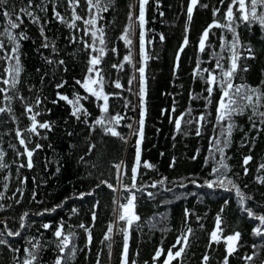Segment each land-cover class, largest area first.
<instances>
[{
	"label": "trees",
	"instance_id": "obj_1",
	"mask_svg": "<svg viewBox=\"0 0 264 264\" xmlns=\"http://www.w3.org/2000/svg\"><path fill=\"white\" fill-rule=\"evenodd\" d=\"M228 2L225 0L222 5L220 0H200V4L208 7L198 4L189 25L187 7L190 0H149L145 17L148 60L144 62L138 23L130 32L131 45L120 39L132 23L129 13H133V20L138 16L139 0H111L108 10L100 13L95 9L90 13L87 0H79L75 5L70 0H32L31 10L39 17V23L22 16L23 23L13 30L14 35L22 32L26 39L19 40L18 54L23 70L16 88L8 91L13 97L10 105L0 93V107L10 106L12 109L11 113H0V151L4 153L3 162L8 165L0 169V194L3 195L0 205L4 206L0 211V231L6 224L8 230L21 232L20 236L13 237L5 233L3 238L8 241V246L0 245V264H17L14 257L22 260L24 249L31 247L29 240L41 246L36 264H55L59 249L54 233L61 225L64 234L70 237V249H74V255L69 249L65 250L67 264H97L98 259L99 264H121L124 243L121 228L125 225L116 221L113 210L116 208L114 200L124 203L123 198L128 193L120 190L113 165H123L128 172L123 183L130 184V169L134 165L138 139L133 131L139 127L141 111L137 95L141 66L145 68L146 81L141 160L154 167L139 168L136 184L142 191L133 189L135 212L140 219L127 230L129 264H163L167 250L187 228L193 230L188 247L182 261H173V264H202L205 254L209 256L208 264H223L227 255L224 238L237 231L241 234L238 249L227 257L228 264H261L264 261V237L253 234L259 221L249 218L242 210L234 189L227 191L218 186H206L207 181L216 179L212 175L213 169L221 160L217 148L223 147V162L228 165L227 179H231L246 197H251L245 200L247 208L256 215H264V182L257 179L264 180V170L259 168L264 164V124L259 117H253L260 131L253 128L249 119L252 116L250 108H245L243 114H234L231 120L218 122L217 107L222 93L218 84L206 82L209 73L204 71L210 70L219 76L216 60L220 56L224 57L221 60L224 68H228L230 53L222 48V37L231 41L232 33L212 28L205 51H199L202 32L214 19L222 20ZM27 4L28 0H9L6 10L14 5L18 12ZM214 8L220 9L215 17ZM55 13H59L60 18ZM74 13L84 19L95 16L97 24L89 27L83 20H75ZM6 24V19L0 15V33ZM70 24L76 27H69ZM97 28L104 31L105 44L97 42L96 47L104 48L98 68L103 76V91L109 94L107 114L101 110L102 100L89 96L76 84L77 80L87 78L91 57L99 56L98 51L92 52L86 47L92 42L91 32ZM236 31L244 46L238 49L242 56L238 63L241 67L246 66L248 71H238L233 83L264 90V30L257 23L250 28L247 24H240ZM161 34L165 37L163 41L160 40ZM185 35L188 37L186 46L183 45ZM45 37L47 43L55 46V51L52 47L42 46ZM0 40L10 51L12 45L6 37L0 35ZM181 47L183 52L179 53L177 67L176 56ZM247 47H251L255 59L243 58L247 55ZM129 55L130 62L125 61L124 57ZM48 60L54 62L49 64ZM60 60L64 63L59 64ZM7 66V61L0 60V78H7L4 72ZM117 82L122 85L121 89L115 87ZM61 83L63 87L58 88ZM209 86L213 87L211 94L206 90ZM0 87L6 86L0 83ZM57 93L69 99L77 94L86 97L80 100V104L87 114H79L78 120L72 115L73 105L59 100ZM37 98L41 101L38 106ZM25 105L33 107L32 114L40 113L37 121L50 122L51 130L38 129L39 135L25 131L31 125L28 118L31 114L26 113ZM260 111H264V107ZM117 114L126 117L118 125H112L120 136L107 134L95 123L101 117ZM201 116L205 117L203 121L199 120ZM180 117L183 119L178 131L174 121ZM229 123L233 125L230 137L222 135ZM17 130L28 139V148L34 150L31 169L19 167L26 164L27 157L18 155L24 153V147L19 145ZM225 139L229 140L226 147L222 143ZM217 140L221 141L219 145ZM37 144L41 145L39 149L35 148ZM246 156L252 159L244 165ZM245 167L248 169L246 175ZM162 178H166L163 185L148 186ZM101 180H108L118 191L112 192L103 185L97 187ZM88 192L94 194L79 198L81 193ZM149 192L153 193L151 197L147 194ZM52 208L56 211L44 212ZM73 208L77 210L75 213ZM186 209L189 212L187 220ZM25 212L28 213L24 218L25 228L21 229L20 218ZM40 212L44 214L38 215ZM218 215L221 217V239L215 243L210 240V234L216 230ZM44 224L50 227L45 229ZM81 224L90 232L81 228ZM110 225H113L111 240L105 241ZM253 245H256L255 249ZM10 248L19 249V252L14 253ZM161 248L165 255L154 261L155 252ZM254 253L251 262L244 259Z\"/></svg>",
	"mask_w": 264,
	"mask_h": 264
},
{
	"label": "snow or ice",
	"instance_id": "obj_2",
	"mask_svg": "<svg viewBox=\"0 0 264 264\" xmlns=\"http://www.w3.org/2000/svg\"><path fill=\"white\" fill-rule=\"evenodd\" d=\"M72 4H78L79 0H70ZM111 0H87L88 4V10L91 13L93 9H95L96 13L104 12L108 10V7L110 5ZM9 0H0V15H2L6 21L7 24L3 29V32L0 33V35L6 37L9 44L12 45L10 51L6 48L5 43L3 40H0V53H3V55H0V60H5L8 62V66L4 69V72L7 74V78H0V83L5 85L6 87H0V93L4 94V99L9 102V105L11 103V100L13 99L12 96L8 95V91L10 89H15L17 84L19 83V77L23 70L22 64L19 58V40L26 39V36L21 32L18 34H13V30H16L20 27V25L23 23L22 16H28L32 18L33 23H39V17L35 16L33 14L32 9V0H28V4L24 5L19 8L18 12L15 6L13 5L10 10H6V6L8 5ZM149 0H139V13L135 20H133V13H129V20L132 21V23L129 24L128 28L125 29L124 34L120 37L121 40H124V42L128 45H131L132 40L130 38V32L133 30V25L138 23V27L140 28V50H141V56L144 62L148 60V55L145 52V25L147 23L146 21V6L148 5ZM220 3L223 5L225 3V0H220ZM200 4V0H190V3L187 7V23L190 25L192 18H193V12L194 9L197 7V5ZM201 7L207 8V4H200ZM131 7V6H130ZM235 9V11H234ZM41 11H46V8H41ZM220 12L219 8L213 9V16L215 17ZM239 13V15H237ZM57 18L59 17V13H55ZM162 15V13H161ZM102 18V17H101ZM74 19L75 20H83V22L88 25L89 27H95L97 24V19L95 16L91 19H84L79 15H75L74 13ZM223 21V22H222ZM259 24L261 29L264 30V0H229L228 6L226 8V11L222 17V20H213V23L206 28L201 35V38L199 40V51L203 53L205 51L206 47V41H208L209 33L212 28H221L222 30H225L227 32L232 33V40L228 41L225 38L222 37L223 43L222 48L224 50H227L230 55L228 57L229 60V66L227 69L224 68L223 64L221 63V60L224 59L223 56H220L216 60V69H219L220 75L217 76L213 74L210 70H204L208 71L209 78L206 81L209 85H216L218 84L221 90V97L218 101V107H217V116H218V122H224L225 120H231V117L234 114H243L245 108H250L252 110V116L249 117L250 121L252 122V126L257 131H260V129L257 127L255 119L253 117H259L260 122L264 124V111H260L261 107H264V90H261L257 87H251V86H245V85H236L233 83L234 77L238 71H244L247 72L248 68L246 66L241 67L239 65V60L242 58L241 53L238 51L239 48L244 47L239 40V34L236 31V28L239 27L240 24H247L249 28L253 24ZM69 27H76L75 24H70ZM87 34V29L85 30ZM97 33H99V37H97ZM41 34L43 35V28H41ZM92 36V42L90 44H86V47L90 49L92 52H99V56H92L89 61V67L87 69L88 76L83 81L77 80L76 84L80 85L81 88L85 90L91 97H95L96 100H102L103 104L101 105V110L103 113L107 114L109 110L108 106V100H109V94H105L103 91V76L101 74V71L98 68V65L101 63L100 57L104 55V48L101 47L97 49L96 44L97 42L99 45H104V31L103 28H97L96 31L91 32ZM165 37L161 34L160 40L163 41ZM73 42H75V39L73 38ZM188 44V37L185 35L183 40V45ZM45 48L52 47L53 51H55V46L50 45L47 43V38L45 37V43L42 45ZM115 51V49H113ZM245 51L247 52V55L243 56L244 59H255V56L253 54V51L251 47L245 48ZM183 52V47H181L178 50L176 61V66L178 67L179 62V53ZM213 56L215 57L216 54L213 53ZM125 61L131 60V56H125ZM49 64L53 63L54 61L48 60ZM59 64H63L64 61L60 60L58 61ZM113 67H117V65H113ZM139 91L137 93L140 101V114H139V120L138 124L139 127L133 131V134L138 137L136 141V152L134 157V165L130 169V184H124L123 180L124 177L128 175V172L124 170L122 164H114L113 167L116 169V180L117 183L121 185L122 191L128 193L127 196H125L123 199L125 200L124 203H121L119 199L114 200V203L116 204V208H114V215L116 217L117 222H124L125 227L121 228V231L124 233V243H123V249L121 253V264H129V256H128V229L131 228L132 224L134 222L139 221V216L135 212V200H136V194L133 189H136V191H142V189L137 188V176H138V170L140 167L151 169L154 166L147 162L141 160V148L140 145L143 142L144 139V124H145V116H146V109H145V97H146V81H145V68L143 66L139 67ZM99 78V79H97ZM131 83V81H130ZM95 85H99L100 87H94ZM58 88L63 87V83L57 85ZM115 87L117 89H121L122 85L117 82L115 83ZM207 92L209 94L212 93L213 87L209 86L207 89ZM117 95V94H112ZM59 100H65L69 104L73 105V111L72 115L76 117L78 120L80 119L81 113L87 114L86 109L82 107L80 104L81 99H86V97H80L79 94H77L73 99H69L67 96L57 93ZM21 100H23V97H20ZM39 98L36 100V105L38 106L40 104ZM56 101H53L55 103ZM127 106V105H126ZM12 109L11 107H0V113H11ZM25 111L26 113H29V119L31 121L30 127L26 128L25 131L32 133L34 135H39L38 129H48L51 130V124L50 122H39L37 121V116L40 115L39 112L33 113V107L25 105ZM126 117L121 116L117 114L114 117H101L100 119L96 120V125L101 126L107 134H110L112 136H120V133H118L113 125H118L119 122L122 119H125ZM183 117H180L179 119H176L174 121L176 129L179 131L181 128V120ZM205 119L204 116L199 117L200 121H203ZM107 120V123H106ZM128 127H132L131 125H128ZM233 125L229 123L227 125L226 133L222 132V135H227L228 137L231 136ZM199 129H197V135H199ZM16 137L18 138L19 145L24 147V153H18V155H26L27 162L26 164L22 163L19 165V167H27L31 169L33 167V161L32 157L34 154L33 149H29L28 139L23 135V133L20 130L16 131ZM123 139V137H121ZM217 145L221 143V141H216ZM223 145L226 147L229 143L228 139H225L222 141ZM41 145L37 144L35 146L36 149H39ZM91 147H94L91 146ZM91 150V148H90ZM217 151H219L221 155V160L219 162V166L215 167L213 169L212 175L216 177V179L207 181L206 186L208 188H214V187H220L224 190L231 191L235 190V196L239 199V202L241 204L242 210L247 213V216L252 219H256L259 221V225L256 226L253 229V234L257 237H264V215H256L250 208H247L245 206V200L251 199V197H246L245 194L241 191V189L231 180L227 179L226 177V170L228 169V165L225 164L224 161V148L218 147ZM3 156L4 153L0 151V169L8 167L3 162ZM195 158V157H194ZM252 159L251 156H246L244 158V165H247L249 161ZM175 161H173L174 165ZM172 166V165H170ZM261 170H264V164H261L259 166ZM245 175L247 174V167L244 169ZM257 179L261 182H264L261 177H257ZM166 181V178L160 179L158 182H154L151 185H148L150 187L155 188L157 186V183L160 185H163ZM194 183V181H193ZM101 185L106 186L109 188L112 192H117L118 189L115 185L110 183L108 180H101L97 187H100ZM227 185H230L231 187H227ZM183 186V185H181ZM5 188H7V184L4 185ZM18 192H20V189H17ZM93 192L88 193H81L79 198L83 199L84 195H93ZM149 197L153 195V193L149 192L147 193ZM22 195V192H21ZM33 198H35L33 196ZM3 199V195L0 194V200ZM227 204V201L225 202ZM61 205H57L56 207H60ZM4 210V206L0 205V211ZM54 212L56 211V208H52L51 210L45 209L44 212ZM73 213H75L77 210L73 208ZM223 211V209L221 210ZM44 212L38 213V215H43ZM28 213L25 212L23 216H21V223L20 228H25L24 218L27 217ZM189 216V212L186 209L185 210V218L187 220V217ZM93 220H95V213H93ZM43 227L45 229L49 228L50 225L44 224ZM81 228H85L83 224L80 225ZM86 232H90L89 229L85 228ZM192 229L187 228L185 232L181 234L176 240V243L172 246V248L167 250L166 257L163 260V264H173V261H182L183 256L186 252V249L189 244V237L192 234ZM221 231V217L218 215L216 218V230L213 231L210 234V240L215 243L220 242V233ZM113 232V225H110L107 230V234L104 236L105 241L111 240V234ZM8 237L13 236H20V231H11L7 229V225L5 224L4 230L0 231V245L8 246V241L4 239V235ZM55 237L58 241V258L55 261V264H67V256L65 255V250L69 249V253L71 255H74V249H70V237L69 235L64 234L63 232V226L61 225L54 233ZM240 232H235L232 235H229L224 238V243L226 245V257L223 260V264H228V256H231L234 254L239 245L240 241ZM89 243L91 242V235L88 236ZM29 244L31 245L30 248L24 249L25 256L21 260L19 257H14V260L17 261V264H36V262L39 259L38 251L40 249L39 243L33 244L31 240H29ZM211 245H209L210 247ZM10 247V246H9ZM109 248H111V245L109 244ZM253 248H256V245H253ZM175 249V251H173ZM14 253L19 252V249H11ZM162 255H165L164 250L158 249L155 252V255L153 257L154 261H158ZM255 253L252 256H245L244 259L247 262H251L255 258ZM209 256L205 254L203 256L202 264H208ZM97 264H99V259L97 260ZM134 264V262H133ZM261 264H264V261H261Z\"/></svg>",
	"mask_w": 264,
	"mask_h": 264
}]
</instances>
